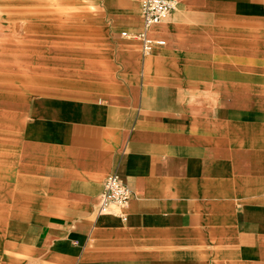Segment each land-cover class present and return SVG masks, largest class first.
I'll use <instances>...</instances> for the list:
<instances>
[{
  "label": "crops",
  "instance_id": "obj_1",
  "mask_svg": "<svg viewBox=\"0 0 264 264\" xmlns=\"http://www.w3.org/2000/svg\"><path fill=\"white\" fill-rule=\"evenodd\" d=\"M141 26L0 0V264H264V0H178L149 54ZM114 172L125 220L97 213Z\"/></svg>",
  "mask_w": 264,
  "mask_h": 264
},
{
  "label": "built area",
  "instance_id": "obj_2",
  "mask_svg": "<svg viewBox=\"0 0 264 264\" xmlns=\"http://www.w3.org/2000/svg\"><path fill=\"white\" fill-rule=\"evenodd\" d=\"M178 0H140V16L142 20L141 30L132 34L140 43L143 54H149L154 46H163L161 40H153L149 36V30L166 19L176 9ZM131 34L122 32V37ZM133 192L131 188L114 172L106 176L101 192L98 196L97 213L117 214L123 220L126 219L124 209Z\"/></svg>",
  "mask_w": 264,
  "mask_h": 264
},
{
  "label": "rangeland",
  "instance_id": "obj_3",
  "mask_svg": "<svg viewBox=\"0 0 264 264\" xmlns=\"http://www.w3.org/2000/svg\"><path fill=\"white\" fill-rule=\"evenodd\" d=\"M25 87H22V90L24 89ZM34 91L36 90L37 91V89H38V87H31ZM27 168L25 167V166H23V165H21V170H20V172L22 173L21 174V177H20V181H18V182H15V183H17L16 185H17V189H20L22 192H27V190H28V181L26 180L27 179V177H25V175H24V173H27ZM9 200V198L8 197H6V201H8Z\"/></svg>",
  "mask_w": 264,
  "mask_h": 264
}]
</instances>
